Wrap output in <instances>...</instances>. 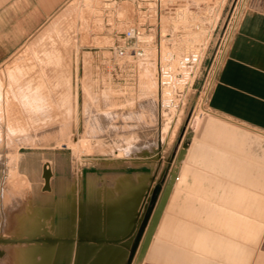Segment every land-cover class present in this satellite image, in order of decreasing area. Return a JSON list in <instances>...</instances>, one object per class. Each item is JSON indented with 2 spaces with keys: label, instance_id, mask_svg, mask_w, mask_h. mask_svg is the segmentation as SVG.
Returning <instances> with one entry per match:
<instances>
[{
  "label": "rangeland",
  "instance_id": "rangeland-1",
  "mask_svg": "<svg viewBox=\"0 0 264 264\" xmlns=\"http://www.w3.org/2000/svg\"><path fill=\"white\" fill-rule=\"evenodd\" d=\"M108 1L70 0L0 66V238H56V209L83 200L81 171L94 155L157 153L166 162L175 157L176 170L205 117L209 89L246 3L192 0L210 19L203 59L181 108L161 112L149 60L138 67L132 58L123 63L138 69L140 80L124 79L106 63L137 14L134 0H117L114 10L105 8ZM136 80L140 94L125 85ZM137 106L158 128L119 141L122 112ZM89 135L106 140L92 142ZM62 230L70 233V223ZM76 246L72 254L58 244H0V264H89L87 248ZM93 261L122 264L123 255Z\"/></svg>",
  "mask_w": 264,
  "mask_h": 264
},
{
  "label": "crops",
  "instance_id": "crops-1",
  "mask_svg": "<svg viewBox=\"0 0 264 264\" xmlns=\"http://www.w3.org/2000/svg\"><path fill=\"white\" fill-rule=\"evenodd\" d=\"M69 1L0 0V66ZM141 61L148 62L133 59L137 67ZM149 62L157 84L155 64ZM123 63L114 67L119 76L140 80L139 70L131 72ZM125 85L141 93L140 81ZM140 107L122 112L119 141L158 128L140 115ZM206 108L176 170L175 157L166 162L157 153L138 150L130 156L121 150V156L87 158L81 171L83 200L70 209L57 207L61 229L56 238H121L119 243L78 244L87 248L89 264L115 252L127 264L136 236L129 233L136 222L139 228L151 191L160 186L133 264H264V0H246ZM67 222L70 233L62 230ZM58 245L72 254L78 249L77 243Z\"/></svg>",
  "mask_w": 264,
  "mask_h": 264
},
{
  "label": "built area",
  "instance_id": "built-area-1",
  "mask_svg": "<svg viewBox=\"0 0 264 264\" xmlns=\"http://www.w3.org/2000/svg\"><path fill=\"white\" fill-rule=\"evenodd\" d=\"M137 20L127 26L120 42L110 47V68L128 58L154 62L161 112L179 109L202 62L209 16L192 0H134ZM117 0L105 4L116 8Z\"/></svg>",
  "mask_w": 264,
  "mask_h": 264
},
{
  "label": "water",
  "instance_id": "water-1",
  "mask_svg": "<svg viewBox=\"0 0 264 264\" xmlns=\"http://www.w3.org/2000/svg\"><path fill=\"white\" fill-rule=\"evenodd\" d=\"M161 192L160 186H156L153 188L151 191V196L149 199V205L147 207V210L141 220L139 228H137V222L133 225L129 237H131L133 234L136 233L135 239H134V244L130 250V254L127 260V264H133V261L135 259V256L137 254L138 248L140 246V243L143 239L145 230L147 226L149 225L150 219L153 215L156 203L159 198V194ZM126 237V236H125ZM127 239V237L125 238ZM121 238H91V239H80V240H75L73 238H42V237H34V238H0V244H17V243H22V244H74V243H119L121 242Z\"/></svg>",
  "mask_w": 264,
  "mask_h": 264
},
{
  "label": "bare ground",
  "instance_id": "bare-ground-1",
  "mask_svg": "<svg viewBox=\"0 0 264 264\" xmlns=\"http://www.w3.org/2000/svg\"><path fill=\"white\" fill-rule=\"evenodd\" d=\"M160 213H162V212H160Z\"/></svg>",
  "mask_w": 264,
  "mask_h": 264
}]
</instances>
